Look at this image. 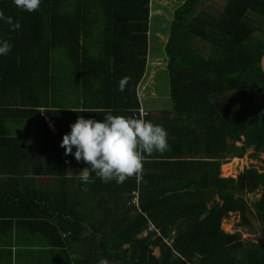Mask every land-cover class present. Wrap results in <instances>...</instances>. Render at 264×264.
<instances>
[{
    "label": "trees",
    "instance_id": "16d2710c",
    "mask_svg": "<svg viewBox=\"0 0 264 264\" xmlns=\"http://www.w3.org/2000/svg\"><path fill=\"white\" fill-rule=\"evenodd\" d=\"M152 1L79 0L80 11L73 16L54 0H41L34 12L0 0V11L20 24L12 31L0 20V41L12 45L0 56V208L20 216L27 198L31 219L53 226L49 210H59L54 204L73 184L67 200L89 203L97 194L93 217L89 212L80 217L89 223L87 239L97 235L96 243H87L95 249L96 264H264V242L243 239L238 229L221 226L222 218L236 212V224L247 233L264 234V169L243 166L235 176L219 175L221 162L240 157L249 146L248 154L261 153L264 162V75L259 65L264 0H223L213 10L197 8L198 0L176 5L163 0L159 21L152 17ZM148 17L152 33H147ZM65 20L73 24L69 33H76L67 42L71 58L78 60L80 103L79 108H49L50 24ZM156 24L166 34L153 33ZM154 49L164 53L167 90L162 104L147 105L140 83L150 74ZM124 77L130 79L121 92ZM139 106L146 108L143 119L166 129L169 144L166 152L146 156L142 178L104 183L93 173L95 182L85 184L70 177L67 168L76 159L66 156L60 144L78 116L103 121L105 109L133 116ZM224 164L221 172H231ZM79 166L89 167L83 161ZM255 191L258 195L248 203L242 193ZM67 211V236L80 239V213ZM148 222L158 234L146 230Z\"/></svg>",
    "mask_w": 264,
    "mask_h": 264
},
{
    "label": "crops",
    "instance_id": "0c3cea01",
    "mask_svg": "<svg viewBox=\"0 0 264 264\" xmlns=\"http://www.w3.org/2000/svg\"><path fill=\"white\" fill-rule=\"evenodd\" d=\"M164 1H170L172 4L176 5L180 3L181 0H164ZM152 2L153 5L156 6L155 9L156 13L152 17H155V20L157 17V21H159L160 19H162L161 17H163V14L161 13V6H162L161 2H163V0H153ZM150 5H151V0H150ZM148 18H149L148 19V28H149L150 25L149 20L151 17ZM158 26H159L158 24L155 25L154 27L155 29L153 30V33L155 32V34L161 35L163 34V29L162 26L160 27ZM150 30L151 28L147 30V33L150 32L152 33V30L151 31ZM68 52L71 55L70 51ZM50 53H51L50 55L51 56L50 63H51L53 61H56L55 50H53ZM78 59H79V54H78ZM77 61L73 62L72 64L73 65L72 71H74V74H72V71H70V69L67 67V70H65L64 72L66 74L61 75L59 77L61 81H63V84H65L64 86L68 88V90L71 87L69 80L74 79V82H72L73 96L70 95L71 91L65 92L66 93L65 95L69 97V99L67 98V101L69 100L72 101V104L65 106H58L57 104L53 103L54 102L53 99H50V101H48L49 108H57V107L79 108V103H80V87H79L80 81L78 74L79 70H78V66L75 67V63L77 65ZM51 71L52 70L50 69V72ZM58 73H61L60 69H58ZM52 75H55V73L52 72L50 77ZM145 76L144 78H146ZM164 85L166 87V84ZM143 90L147 91L145 89ZM53 95H54V91H52V88L49 85V98H51ZM146 95H150V94H143L142 98H144ZM153 95L154 97H156L154 103L159 105L161 103L159 101H161L162 98L166 96L165 92L164 95L162 92H156V94ZM156 114L157 112L154 111V115ZM50 119H49L50 120L49 123L53 125L51 126L53 128L55 127L54 129L59 132L58 128L56 127V123L54 122V119L51 117ZM79 164L80 162H77V160H75L74 166L67 168V172L70 177H72V175L74 177L79 173L81 169L84 168L79 166ZM226 164L227 163L225 162L224 165L226 166ZM40 177H43V179L46 180L51 179L49 176H46L44 174L40 175ZM72 191H73V184H70L68 185V188L66 187L65 193L63 194L61 199H58L57 201L58 203L54 204V207H58L57 209L59 210H55V209L49 210V216H48L49 218H47V220L52 221V223H55L53 224V226L46 225L47 224L46 221H44L43 224H41L40 221L41 219H31L30 216L31 203L30 201L27 200V198L23 199L24 205L21 207L20 216L17 215L15 217L14 211L11 208L10 210L8 208L4 210L0 208V264H96V260L93 261L94 260L93 253H95V249L93 250V248L91 249L88 248L87 243H89V241H93L94 239H95L94 242L96 243L97 235H95L93 239H87L86 235H89V230H87L86 226H88L89 223L87 222V220L81 219L80 217L82 216V214H87L88 212L90 216L93 217V211L97 209V204L94 202L97 199V194H94V200H91L89 203H78L73 200L66 199V193L68 192L69 194H71ZM75 191H76V195H81V190L76 189ZM57 192L60 194L59 191ZM135 194L137 195L136 191ZM43 195H45L46 198H50L49 196L51 195V193L48 194L47 192H45ZM15 196L19 199L17 195ZM11 200L13 201L14 198L11 197ZM67 208L71 209L72 211L80 213V215L77 216L78 218L77 221H79V223L84 224L82 225L83 229H81L82 227L79 226L80 237H81L80 239L79 236L77 238L72 236L73 233L70 234L71 236H67V234L71 231L69 229L71 222H69L67 219V216L70 217L71 214L68 213ZM58 211H62V212L59 213ZM4 215H7L10 219H4ZM57 215L60 217H58ZM95 222L97 223L96 220ZM123 246H125V244H123ZM106 262L108 264L113 263V261H109V260Z\"/></svg>",
    "mask_w": 264,
    "mask_h": 264
},
{
    "label": "clouds",
    "instance_id": "9594fccd",
    "mask_svg": "<svg viewBox=\"0 0 264 264\" xmlns=\"http://www.w3.org/2000/svg\"><path fill=\"white\" fill-rule=\"evenodd\" d=\"M13 2L25 12L38 11L41 5V0ZM0 20L10 25L12 31L20 28V24L6 17L3 11H0ZM11 47L7 40L0 41V56L7 55ZM129 79L120 80L119 91L125 90ZM104 111L103 121L78 116L70 125V133L63 136L60 147L65 149V155H74L77 162L89 165L74 177L85 184L95 182L93 173L104 183L115 180L122 184L132 177L141 179L146 156L157 152L162 154L169 149L166 129L136 116L113 115L112 109Z\"/></svg>",
    "mask_w": 264,
    "mask_h": 264
},
{
    "label": "rangeland",
    "instance_id": "374dc122",
    "mask_svg": "<svg viewBox=\"0 0 264 264\" xmlns=\"http://www.w3.org/2000/svg\"><path fill=\"white\" fill-rule=\"evenodd\" d=\"M54 2H57V8L61 11L70 12L73 16H76V13L78 14L79 9V1L78 0H71V2H68L67 0H54ZM223 0H198L196 1V7H206L209 9H214L215 6H219ZM55 8V5H54ZM58 12V11H57ZM61 13V12H59ZM51 20H53L51 18ZM157 20V18H156ZM164 25V24H163ZM262 29L264 30V23L261 24ZM73 24L70 23L68 20H65L64 23L61 22H51L50 24V33H49V39L50 44H52V51L55 50L56 55V61L51 62L50 69L52 70L50 72V75L52 72L55 73V75H52L49 79L51 80L49 82V85L52 88V91H54V95L51 98H48V101L50 99H53V103L57 104L58 106H65V105H71L72 101H67L68 96H66L65 92L71 91L70 95L73 96V87L72 82H74V79L69 80L70 82V89L66 88L63 84V81L59 78L61 75H65V70H67V67L71 70L73 59L71 58V55L69 54V46H68V38H70V35L76 34V33H69L72 32ZM164 32V27H163ZM69 33V36L65 37L64 35ZM64 36V38H62ZM72 40V39H69ZM53 42V43H51ZM157 44V42H156ZM64 46V49H63ZM159 46V44L156 45V47ZM152 55H154V61L152 63V67L149 70L150 74L144 78V81L142 84H140V87L147 90L144 92V94H150L146 95L142 102L147 105H151V103L156 100V97H154L153 94H156V92H162L164 95H166V87L164 85L165 81H167V75H166V65H165V57L162 50L154 49L150 51ZM58 69L61 70V73H58ZM63 70V71H62ZM60 79V81H59ZM69 84V83H68ZM152 90V93H151ZM69 95V96H70ZM162 96V95H161ZM165 99H162L161 104L164 102ZM166 102V101H165ZM39 110H42L39 108ZM46 114H48V111H45ZM51 124V123H50ZM235 143H239V141H236ZM252 151V147L249 146L245 150V152L240 156H234L236 157L233 159V157L223 161L220 163H227L226 166L228 168L229 173L224 174L220 170L219 165V175L221 176H235V174L243 167V166H254L258 170L264 169V162L260 159L262 154L259 153L258 157H252L248 153ZM244 195L245 200L248 203H251L252 199L258 195V192H250V193H242ZM238 219V216L236 212H229L228 216L225 218H222L221 220V226L225 230L232 231L234 229H238L240 232V236L243 239H249V240H259L261 242H264V234H252L247 233L243 227L236 224ZM153 252L157 253V247H153Z\"/></svg>",
    "mask_w": 264,
    "mask_h": 264
},
{
    "label": "built area",
    "instance_id": "2783aa9c",
    "mask_svg": "<svg viewBox=\"0 0 264 264\" xmlns=\"http://www.w3.org/2000/svg\"><path fill=\"white\" fill-rule=\"evenodd\" d=\"M41 109H43V108L41 107ZM145 112H146L145 108H142V107L139 106L137 108V110H133L132 115L133 116H138L139 118H142V116L145 114ZM48 116H49V114H46L45 111H44L43 112V117H45L47 119ZM132 193H133V195H132V201L136 203L135 190H133ZM146 230H152L155 234H158L159 233L158 228L155 227L151 222H148L147 223Z\"/></svg>",
    "mask_w": 264,
    "mask_h": 264
},
{
    "label": "water",
    "instance_id": "95a60500",
    "mask_svg": "<svg viewBox=\"0 0 264 264\" xmlns=\"http://www.w3.org/2000/svg\"><path fill=\"white\" fill-rule=\"evenodd\" d=\"M259 65H260L261 71L264 75V52L260 56Z\"/></svg>",
    "mask_w": 264,
    "mask_h": 264
}]
</instances>
